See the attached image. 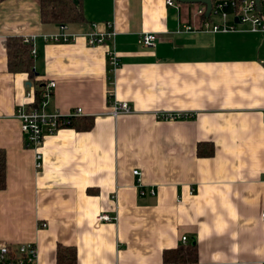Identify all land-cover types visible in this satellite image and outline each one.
Returning a JSON list of instances; mask_svg holds the SVG:
<instances>
[{"label": "crops", "instance_id": "1", "mask_svg": "<svg viewBox=\"0 0 264 264\" xmlns=\"http://www.w3.org/2000/svg\"><path fill=\"white\" fill-rule=\"evenodd\" d=\"M77 1L83 20L66 24L78 37L65 44L44 41L58 25L40 23L36 0L0 1V247L32 244L35 264L70 252L73 264H165L185 236L197 264H264V35L179 32L202 26L201 5ZM107 30L112 39L86 45ZM142 33L153 47L137 44ZM11 37H33L31 81L7 70ZM45 80L55 83L47 113L79 108L78 126L92 120L45 136L36 169L14 110ZM108 89L132 113L113 117Z\"/></svg>", "mask_w": 264, "mask_h": 264}, {"label": "built area", "instance_id": "2", "mask_svg": "<svg viewBox=\"0 0 264 264\" xmlns=\"http://www.w3.org/2000/svg\"><path fill=\"white\" fill-rule=\"evenodd\" d=\"M165 4L170 7H176L178 3L175 0H165ZM197 15L203 16L206 14V7L201 5L197 9ZM212 19H218L215 23ZM237 20V21H236ZM245 26L246 31L252 34L264 35V0H259V8H257L255 0H214L212 1L211 10L207 19L199 28L193 25H184L180 27L179 32L191 33L195 31L210 32V33H233L237 32L238 26ZM78 37L75 34L67 33L66 24L57 26V33L53 35L43 36L47 43L65 44L72 42ZM85 41L88 47H94L104 44L105 41L112 39V32L103 34H85ZM22 43L30 45V56L33 58L35 51L33 49V37L21 38ZM136 42L144 48H151L155 45L156 36L153 33L138 34ZM105 57L108 65V77H112L113 72L118 67V61L112 49L105 52ZM27 86V91L24 94V102L16 106L14 110V118L19 124V131L22 135L24 148H29L34 151V167H40L41 155L39 147L45 136H52L60 129H65L64 126L71 118L79 117L81 109L76 108L68 114H59L58 112L47 113L46 107L52 96L55 83L52 80L40 82L39 100L33 104V86ZM108 104L110 106V114L116 117L121 114L132 113L129 106L124 102L111 101V89L107 94ZM162 119H176L184 116L166 115L161 116ZM264 119V115H263ZM132 176L135 178L137 187H139V173L136 170L132 171ZM153 195V192H150ZM142 195V192H139ZM98 221L108 222L112 218L107 215L100 214L97 216ZM261 221L264 223V212L261 214ZM40 227H44L41 225ZM182 244H187L188 240L185 236L181 238ZM36 249L32 244H20L13 250H9L7 246L0 247V264H35Z\"/></svg>", "mask_w": 264, "mask_h": 264}, {"label": "trees", "instance_id": "3", "mask_svg": "<svg viewBox=\"0 0 264 264\" xmlns=\"http://www.w3.org/2000/svg\"><path fill=\"white\" fill-rule=\"evenodd\" d=\"M3 1V0H0ZM39 7L40 23L52 24H70L80 23L83 18L80 5L77 0H36ZM30 45L22 43L21 38L11 37L6 40V59L7 70L11 73H22L26 75L27 80H32L35 77V72L32 65V57L29 54ZM108 88L111 83V78H107ZM40 82H35L33 85V104L39 100ZM109 90V89H108ZM80 118H71L64 126L65 129H89L91 127V117L83 121L78 126ZM210 153V152H209ZM202 153L198 152L200 156ZM208 155V154H206ZM2 168H0V185L2 184ZM69 262L65 264H73V253L70 252ZM62 257L57 256V263ZM164 263L167 264H197V247L195 244L180 245L175 250L163 254ZM56 263V264H57ZM64 264V263H63Z\"/></svg>", "mask_w": 264, "mask_h": 264}, {"label": "water", "instance_id": "4", "mask_svg": "<svg viewBox=\"0 0 264 264\" xmlns=\"http://www.w3.org/2000/svg\"><path fill=\"white\" fill-rule=\"evenodd\" d=\"M179 4H187V5H203L206 7V17H208L209 12L211 10L212 1L214 0H175ZM257 8H259V0H255ZM237 21V20H236ZM194 244V242H193Z\"/></svg>", "mask_w": 264, "mask_h": 264}, {"label": "rangeland", "instance_id": "5", "mask_svg": "<svg viewBox=\"0 0 264 264\" xmlns=\"http://www.w3.org/2000/svg\"><path fill=\"white\" fill-rule=\"evenodd\" d=\"M192 7H193L192 9H194V10L196 9V7H194V6H192ZM216 20L218 21V19H216Z\"/></svg>", "mask_w": 264, "mask_h": 264}]
</instances>
